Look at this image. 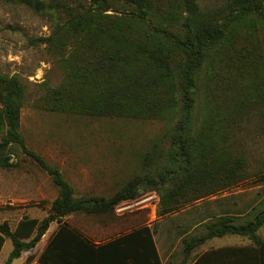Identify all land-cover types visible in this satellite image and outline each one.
<instances>
[{"label": "trees", "instance_id": "obj_1", "mask_svg": "<svg viewBox=\"0 0 264 264\" xmlns=\"http://www.w3.org/2000/svg\"><path fill=\"white\" fill-rule=\"evenodd\" d=\"M2 1L47 13L54 25L50 35L36 38L63 63L62 82L46 88L45 109L169 124L167 149L161 151V142L154 141L139 172L113 195H76L57 166L27 148L19 130L24 84L17 74L0 72V168L13 166L16 145L57 189L41 219L24 215L14 228L0 222V248L5 237L12 242L3 264L35 246L51 221L68 214L112 217L121 200L155 190L157 214L164 216L247 178V159L225 108L245 109L264 87V0H223L212 8L201 7L198 0ZM202 70L209 84L206 118L195 124ZM263 223L264 207L256 204L241 215L213 213L196 225H201L196 232L182 236L180 262L164 264H186L206 240L230 233L247 236L253 243L252 263L264 264V236L258 234ZM37 261L162 264L149 225L94 244L66 222L49 236Z\"/></svg>", "mask_w": 264, "mask_h": 264}, {"label": "rangeland", "instance_id": "obj_2", "mask_svg": "<svg viewBox=\"0 0 264 264\" xmlns=\"http://www.w3.org/2000/svg\"><path fill=\"white\" fill-rule=\"evenodd\" d=\"M198 1L203 8L216 7L223 2ZM53 26L47 13H36L23 4L0 0V72L17 74L24 84L19 130L27 148L57 166L73 185L76 195H113L139 172L142 156L154 141L161 142V151L167 149L169 124L157 119L96 117L45 109L43 100L46 88L57 86L64 77L60 55L54 53L46 43L36 40L50 35ZM215 67L219 68L217 65ZM208 89L206 74L202 70L195 95V124L206 118ZM225 115L238 149L247 159V178L225 191L241 189L242 207L256 204L258 208H263L264 87L255 91L245 109L236 111L225 108ZM13 149L10 157L13 166L0 168V222L5 220L11 225L23 215L43 217L50 200L56 195L47 173L18 146L13 145ZM28 191L32 193L24 195ZM225 191L219 193V199ZM145 192L141 191L134 198ZM216 200H198L164 216H159L157 209L155 216L146 209L122 215L113 213L112 224L107 223L109 220L106 216L77 213L71 214L68 219L79 228L86 225L87 233L98 240L149 225L162 261L180 262L183 257L182 236L200 228L201 225H196L205 219L207 212L215 210ZM105 222L110 226L104 230L96 226ZM11 247L10 239L6 238L0 252V264L7 259ZM198 250L199 247L194 252ZM37 252V249H31L23 253L28 263ZM23 262V257H17L11 264Z\"/></svg>", "mask_w": 264, "mask_h": 264}, {"label": "crops", "instance_id": "obj_3", "mask_svg": "<svg viewBox=\"0 0 264 264\" xmlns=\"http://www.w3.org/2000/svg\"><path fill=\"white\" fill-rule=\"evenodd\" d=\"M240 191L241 189L225 191V193L221 194V197H222L221 199L223 200L218 198L220 194L207 196L206 198L201 199L200 201H204L205 199H207V201H209L210 199H217L216 200L217 202H215V205H216L215 210H213L212 212H207V216L205 217L204 220H206L213 213L215 214L227 213V214H232V215H241L245 213L252 205L242 207L241 199H240L242 194H240ZM31 193H32L31 191H28L27 193H24V195L26 194L30 195ZM56 195H57V189H56ZM41 196L43 197L44 194L41 193ZM71 214H77V213H71ZM71 214L64 216L61 220H53L49 223V226L46 229L45 233L41 236V238L35 244V246H33L32 248L28 250L23 251L22 254L19 256V257H23L24 259L23 264L28 263V259H26V256H24L23 253L24 252L28 253L31 249H37L38 252L35 254L34 258L28 264H40L37 261L39 254L41 253L42 249L47 243L49 236L58 228L59 224L62 222H66L67 224H69L70 227H72L76 231L80 232L82 235L89 238L94 244H100L109 239L107 238L104 240H98L95 238V236L89 235L87 233L88 230L84 228L86 225H84L83 228H79V226H75L68 219V217ZM79 214L86 215L84 213H79ZM28 217H35V216H28ZM114 217H115L114 215L112 217H108L107 219L109 220V222L107 221V223L112 224V220ZM36 218L41 219L42 217H36ZM17 221L13 223L12 225L9 222L8 224L10 225L11 228H14ZM107 223L105 222V223L97 224L96 226L100 228L101 230H104L108 226H110V224H107ZM51 224H54V225H51ZM258 234H260L261 236H264V223L258 230ZM6 238H9V237H5L4 242L0 248V252H1L3 245L6 242ZM251 246H253V243L247 236H244V235L230 233V234H224L221 236H214L206 240L204 243H202L199 246V250L194 252V253H198L197 256L192 257V259L189 258L186 264H196V260L198 261V264H254L252 262L255 260V254H254V251L251 249ZM162 264H164V261H162Z\"/></svg>", "mask_w": 264, "mask_h": 264}, {"label": "built area", "instance_id": "obj_4", "mask_svg": "<svg viewBox=\"0 0 264 264\" xmlns=\"http://www.w3.org/2000/svg\"><path fill=\"white\" fill-rule=\"evenodd\" d=\"M158 202L159 195L155 190H150L137 198L121 200L114 205L113 212L122 215L137 209H146L151 215L155 216Z\"/></svg>", "mask_w": 264, "mask_h": 264}]
</instances>
